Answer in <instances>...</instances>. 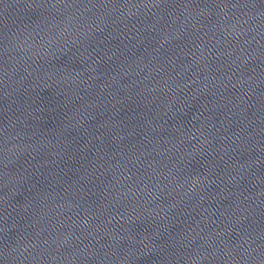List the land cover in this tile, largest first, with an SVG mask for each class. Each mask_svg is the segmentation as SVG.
<instances>
[{
    "label": "water",
    "instance_id": "water-1",
    "mask_svg": "<svg viewBox=\"0 0 264 264\" xmlns=\"http://www.w3.org/2000/svg\"><path fill=\"white\" fill-rule=\"evenodd\" d=\"M0 264H264V0H0Z\"/></svg>",
    "mask_w": 264,
    "mask_h": 264
}]
</instances>
